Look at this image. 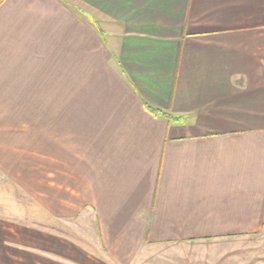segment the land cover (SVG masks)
<instances>
[{
    "label": "crops",
    "instance_id": "1",
    "mask_svg": "<svg viewBox=\"0 0 264 264\" xmlns=\"http://www.w3.org/2000/svg\"><path fill=\"white\" fill-rule=\"evenodd\" d=\"M0 107L72 210L8 264L264 229V0H0Z\"/></svg>",
    "mask_w": 264,
    "mask_h": 264
},
{
    "label": "rangeland",
    "instance_id": "2",
    "mask_svg": "<svg viewBox=\"0 0 264 264\" xmlns=\"http://www.w3.org/2000/svg\"><path fill=\"white\" fill-rule=\"evenodd\" d=\"M18 120L0 107V264H8L4 245L49 243L51 228L67 222L56 215L72 211L58 202L68 189L52 185L50 155L36 152V126ZM10 264L19 262L12 256ZM134 264H264V229L253 236L146 247Z\"/></svg>",
    "mask_w": 264,
    "mask_h": 264
}]
</instances>
